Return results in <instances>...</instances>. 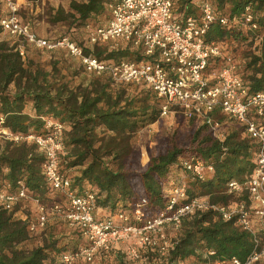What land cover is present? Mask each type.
<instances>
[{"label": "trees", "instance_id": "16d2710c", "mask_svg": "<svg viewBox=\"0 0 264 264\" xmlns=\"http://www.w3.org/2000/svg\"><path fill=\"white\" fill-rule=\"evenodd\" d=\"M116 1H72L71 14L64 17L60 12L54 21L63 22L69 17L70 24L85 28L87 35L88 31L107 23L109 6ZM208 1L216 15L229 19L239 18L250 7L257 27L264 29V0ZM197 6L196 0L178 1L174 16L182 19L195 15ZM240 37L241 41L247 40L241 26L228 29L216 23L210 27L205 40L231 43ZM63 38L84 47L68 36ZM83 49L85 56L99 61L141 60L138 52L129 46L110 49L87 45ZM230 51L222 48V57L230 56L227 54ZM221 58L214 59L215 69L222 66ZM26 60L27 57L23 60L15 51L14 45L0 42V129L26 136L45 134L47 120L66 125L59 172L71 179L72 188L78 193L93 191L95 207L104 213L132 214L144 200L143 212L155 217L165 208L170 188L181 179L190 200L207 197L212 204L228 205L236 199L226 193L227 184L244 182L254 169L255 144L243 134V127L220 111H215L212 118L220 125L223 140L208 125L200 124L195 118L186 119L177 110L178 127L169 134L157 136L153 151L146 148L148 160L142 165V153L133 147L132 140L138 131L161 120L162 101L152 91L138 85L116 86L106 75H91L85 87L70 88L56 78V70L46 71L38 63ZM240 61L236 62V74L246 83L248 93L264 92V42L259 49L244 53ZM191 157L212 166V178L199 181L184 172L182 161ZM44 162L43 152L34 143L0 140V192L15 194L24 190L49 208L58 200V195L45 180ZM64 167L78 171L71 177ZM21 206L11 212L0 210V264H61L60 255L85 245L82 234L69 229L62 241L52 238L32 250L21 249L30 239L29 217H17ZM45 231L46 228L42 234ZM252 248L251 235L239 229L233 220L225 222L215 213L205 212L182 220L167 260L148 253L144 263L187 264L192 260L191 264H210L231 258L244 261ZM209 252L214 256L209 257Z\"/></svg>", "mask_w": 264, "mask_h": 264}, {"label": "built area", "instance_id": "2783aa9c", "mask_svg": "<svg viewBox=\"0 0 264 264\" xmlns=\"http://www.w3.org/2000/svg\"><path fill=\"white\" fill-rule=\"evenodd\" d=\"M178 1L183 0H118L110 5L109 20L88 31L86 41L89 46L110 49L129 46L141 57L139 62L115 63L85 56L84 47L68 38L49 42L38 37L20 17L19 0H0L1 36L16 39L15 51L23 60L27 56L26 47L63 50L78 59L89 75H106L116 86L138 85L152 91L162 101L161 119L168 115L174 117L180 110L186 119L195 118L200 124L208 125L223 140L220 125L212 118L215 111H220L243 127V134L256 146L252 173L242 183L227 184L226 193L235 201L220 205L212 204L207 197L190 200L181 179L167 193L165 208L155 217H148L143 212L144 200L132 214L122 211L109 214L96 209L93 191L78 193L72 188L71 179L59 172L66 125L47 120L45 134L26 136L0 129V140L34 143L43 152L45 180L58 195V200L45 208L24 190L15 194L2 191L0 210L11 212L18 205L33 204L36 215L27 225L30 236L43 231L49 217L61 219L70 230H78L85 245L60 255L61 264H92L97 258L118 252L127 264L144 263L148 253L167 260L182 220L205 212L215 213L225 222L233 220L239 229L251 235L253 243L244 261L231 258L210 264H264V92L250 95L246 83L236 74L238 67L234 58L222 57V42L205 40L210 27L216 23L228 29L241 26L251 35L249 42L254 44L253 51L259 49L264 36L256 35L259 28L250 7L239 18L229 19L216 15L211 3L201 0L195 15L178 19L174 16ZM217 58L223 59L219 69L213 67ZM182 170L199 181L213 176L212 166L194 157L182 161ZM207 255L213 257L214 253Z\"/></svg>", "mask_w": 264, "mask_h": 264}, {"label": "rangeland", "instance_id": "374dc122", "mask_svg": "<svg viewBox=\"0 0 264 264\" xmlns=\"http://www.w3.org/2000/svg\"><path fill=\"white\" fill-rule=\"evenodd\" d=\"M72 1L83 2L84 0H19L20 12L19 15L22 20L29 23L31 30L40 38H43L49 42H55L59 39L68 36L70 39L76 41L78 44L87 47L86 43V30L79 27H75V24H70L72 19L66 17V21L55 22L54 17L60 12L63 13L64 17L70 12V3ZM197 4H200V0H196ZM3 12V8L0 4V15ZM103 22V19H99ZM247 33V34H246ZM244 35L247 37L246 41H233L231 43H222V48L227 47L231 50L227 54L234 57L236 62H241V58L244 53L253 49L254 44L249 42L250 34L244 30ZM256 35L264 36V29L256 32ZM1 40L7 42L10 46L14 45L16 39L9 37L8 35H2ZM1 41V42H2ZM27 60L38 63L46 71H57L56 78L62 83H67L70 88H75L78 86L85 87L90 79L91 75L85 73L78 59L67 56L63 51H45L37 50L32 47H26ZM178 119L176 115L174 117L168 115L152 125L144 127L138 131L132 140L133 147L140 150L142 153L141 164H146L148 160L146 148L154 149L157 136H163L173 132L177 127ZM186 128L185 124L181 125V129ZM65 168V167H64ZM66 170V168H65ZM68 175L73 177L77 173L76 169H67ZM179 177V176H178ZM177 182V181H176ZM28 214V215H26ZM35 207L33 204L27 202L24 203L19 212L17 213L18 218L30 220L35 218ZM68 228L61 219L56 217H49L48 223L46 225V231L42 234V231L31 235L30 239L21 245V249L32 250L38 246L43 245L49 239H58L68 233ZM62 241V240H61ZM193 263L192 260H188L187 264ZM77 264H85L78 262ZM92 264H127L125 258L120 252L117 254L111 253L107 257L97 258ZM137 264H147V263H137Z\"/></svg>", "mask_w": 264, "mask_h": 264}, {"label": "crops", "instance_id": "0c3cea01", "mask_svg": "<svg viewBox=\"0 0 264 264\" xmlns=\"http://www.w3.org/2000/svg\"><path fill=\"white\" fill-rule=\"evenodd\" d=\"M58 51H63V50H58ZM63 52H65V51H63ZM66 53V52H65ZM67 54V53H66ZM67 56H69V55H67Z\"/></svg>", "mask_w": 264, "mask_h": 264}]
</instances>
